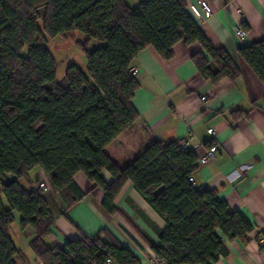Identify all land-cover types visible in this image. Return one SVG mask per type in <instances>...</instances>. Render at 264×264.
<instances>
[{"label": "trees", "instance_id": "1", "mask_svg": "<svg viewBox=\"0 0 264 264\" xmlns=\"http://www.w3.org/2000/svg\"><path fill=\"white\" fill-rule=\"evenodd\" d=\"M73 32L86 36L77 45L87 74L71 65L58 81L57 62L46 45ZM91 40L101 45L91 50ZM179 42L203 49L207 57L198 52L191 60L204 80L216 85L240 77L238 65L208 41L183 0H145L135 7L125 0H0V264L25 263L9 235L13 213L20 215L21 228L34 231L29 247L41 264H139L106 231L62 247L48 245L53 216L38 181L28 180L35 168L44 172L63 215L84 198L74 181L77 173L102 191L110 214L118 213L114 200L131 182L166 224L157 231L158 245L147 242L163 264H212L227 256L219 232L248 243L252 225L215 190H199L189 181L198 168L195 150L180 141H152L123 168L104 152L138 119L132 105L139 87L131 74L134 59L150 47L169 61ZM239 54L264 86V42ZM246 115L237 111L231 118Z\"/></svg>", "mask_w": 264, "mask_h": 264}, {"label": "crops", "instance_id": "2", "mask_svg": "<svg viewBox=\"0 0 264 264\" xmlns=\"http://www.w3.org/2000/svg\"><path fill=\"white\" fill-rule=\"evenodd\" d=\"M125 1L135 7L145 0ZM183 1L188 6L201 0ZM203 1L213 13L196 23L215 48H223L232 57L240 68V77L235 81L223 79L216 85L200 77L191 58L198 52L206 54L197 43H177L169 61H163L150 47L144 49L131 66L139 84L132 99L138 119L104 152L123 168L152 141L185 142L198 159L208 144L214 143L216 157L205 164L198 162L193 185L199 190H215L220 200L239 212L253 230L246 244L229 240L219 232L227 256L212 264H264V86L239 54L241 48L264 42V0ZM237 28L245 32L243 40L236 37ZM237 111L247 115L232 120L231 114ZM209 129L213 134L208 133ZM101 175L107 184L111 183L106 171ZM28 180L46 186L43 198L53 216L48 245L62 247L69 240L106 231L129 249L139 264H163L147 242L158 245L157 231H163L166 224L131 182L123 185L114 200L118 213L110 214L102 206V191L84 174L77 173L74 181L85 195L63 215L44 172L35 168ZM22 184L29 187L27 182ZM9 235L25 259V263L17 260L16 264H41L29 247L34 231L31 227L21 228L20 218L15 215Z\"/></svg>", "mask_w": 264, "mask_h": 264}, {"label": "rangeland", "instance_id": "3", "mask_svg": "<svg viewBox=\"0 0 264 264\" xmlns=\"http://www.w3.org/2000/svg\"><path fill=\"white\" fill-rule=\"evenodd\" d=\"M85 39L86 36L84 34L73 32L72 35L67 38L56 37L48 40L46 47L57 62L56 78L58 81L64 79L66 70L71 65H75L84 74H87L85 57L77 45L78 41L82 42ZM100 45V42L91 40L89 48L94 50ZM4 205L7 207L5 201ZM14 215L16 219L18 217L20 218L18 213H14Z\"/></svg>", "mask_w": 264, "mask_h": 264}, {"label": "built area", "instance_id": "4", "mask_svg": "<svg viewBox=\"0 0 264 264\" xmlns=\"http://www.w3.org/2000/svg\"><path fill=\"white\" fill-rule=\"evenodd\" d=\"M188 11L196 21H205V20L209 19L213 13L209 4L203 0L197 2L196 4L195 3L189 4L188 5ZM235 35L239 40H243L245 37V32L242 29L237 28L235 31ZM131 74L135 76L136 70L131 69ZM208 133L213 134L211 129L208 130ZM182 146L186 147L185 142H182ZM215 157H216L215 147L206 149L203 156H201L199 158V163H201V164L208 163L210 161H213L215 159ZM189 181L191 183H193V178L192 177L189 178ZM40 188L45 189L46 186H44V184H40ZM106 264H115V263L112 262L111 260H107Z\"/></svg>", "mask_w": 264, "mask_h": 264}]
</instances>
